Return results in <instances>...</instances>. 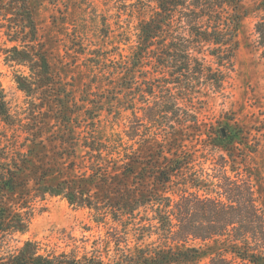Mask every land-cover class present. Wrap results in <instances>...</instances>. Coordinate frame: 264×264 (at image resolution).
I'll return each instance as SVG.
<instances>
[{
	"label": "trees",
	"instance_id": "trees-1",
	"mask_svg": "<svg viewBox=\"0 0 264 264\" xmlns=\"http://www.w3.org/2000/svg\"><path fill=\"white\" fill-rule=\"evenodd\" d=\"M139 2L140 8L146 2H155L156 10L140 23L131 56L121 55L118 59V54L95 49L88 57L90 67L94 69L91 83L97 92L91 94L93 99L87 100L100 101V104L107 101L109 114L113 113L117 118L123 110H130L133 118L129 121L127 135L131 140L138 136L134 116L136 72L141 58L155 53L157 72L171 76V79L165 76L156 79L159 89L156 101H164L156 104V112L174 110L172 101H177V97L172 90L176 87L179 91H187L194 87L196 80L204 79V85L210 89L221 90L225 80L223 68L233 61L245 16L243 0ZM256 9L262 13L255 25V35L264 59V0H258ZM0 17L8 22L10 40L21 43L3 50L7 64L28 70L15 72L19 89L34 108L38 106L36 101H45L52 116L63 125L60 137L54 132L57 136L47 142L60 140L59 146L68 160L64 164L71 169L78 166L74 160L79 158L77 146L89 150L82 157L84 162L87 157L89 163L82 162L85 166L80 167V175L67 176L60 172L61 180L47 183V176L61 165L55 157L47 159L44 151L48 147L43 139L38 140L36 135L32 139L26 138L27 142L31 140L35 144L26 151L18 146L17 139L3 145L0 142V264H201L203 256H209L205 264H264V210L258 203L251 174L245 172L244 175L238 168L231 169L234 173L231 175L227 170L230 161L225 160L216 165L213 175L208 178L217 180L216 186L222 192L220 197L200 195L189 189H182L181 194L173 197L159 193L156 186L165 187L173 182V176L184 175L183 168L189 163L176 152L164 166L159 165L161 161H156L158 153L150 154V159H142L132 145L126 148L132 151L118 159L120 167L115 169L118 162L108 161L103 156L105 151H110L111 144L99 140L95 130L90 136H84V141H81V133L70 132L73 122L72 115H68L69 101L80 100H75L68 83L52 68L45 44L39 39V27L30 0H0ZM206 52L215 61L207 59ZM104 81L107 83L103 86ZM172 84L174 87H170ZM86 89L89 95L90 91ZM153 89L149 88L155 95ZM0 118L7 123L13 118L1 84ZM162 119L163 116L155 120L158 123ZM169 127L172 134L177 133L175 124ZM221 137L233 139L229 131L221 130ZM56 147L54 145L53 149ZM140 164L143 166L139 167ZM148 177L153 179L151 188L146 183ZM204 177L203 173L198 175L194 185L199 186L198 182ZM182 180L184 184L189 182L186 177ZM31 181L35 183L32 186ZM89 182L96 188L102 187V192H92ZM48 195L62 196L73 207L93 210L94 220L98 223H104L109 217L117 223L108 236L109 243H115V257L107 261L99 250L91 253L85 246L77 245L71 252H42L41 244L29 239L22 246L12 248L15 235L29 230L34 200ZM154 235L156 241L151 240ZM131 239L137 241L135 246ZM195 240L213 244L201 249L190 245Z\"/></svg>",
	"mask_w": 264,
	"mask_h": 264
},
{
	"label": "rangeland",
	"instance_id": "rangeland-1",
	"mask_svg": "<svg viewBox=\"0 0 264 264\" xmlns=\"http://www.w3.org/2000/svg\"><path fill=\"white\" fill-rule=\"evenodd\" d=\"M257 2L243 0L242 11H245V16L237 37L238 48L232 63L223 68L225 80L221 90L210 89L204 85V79L201 82L196 80L194 87L187 91H179V87H176L172 90L177 97V101H172L174 110L158 114L156 104L164 101H156L159 96L156 79L163 76L171 79V76L169 73L157 72L154 67L157 59L155 53L141 58L136 72L138 85L134 116L138 124V136L131 140L127 135L129 121L133 118L130 110H123L117 118L113 113L109 114L107 101L104 105L100 101L87 100L93 99L91 94L97 92L91 83L94 69L90 67L88 57L95 49H102L118 54V59L121 55L129 58L138 40L139 25L154 14L155 2H146L140 8L139 0H30L39 27V39L45 44L44 49L52 68L68 83L75 100H80L69 101L68 115H72L73 122L70 132L81 133V141H84V136H90L95 130L99 140L112 146L110 151L103 153L108 161L118 162L126 152L132 151L126 149L132 145L142 159H150V154L158 153L156 161H161L159 165L164 166L169 163V158L175 157L173 153H178L189 163L183 168L184 175L173 176V182L165 187L156 186L159 193L173 197L181 194L182 189L220 197L222 192L216 186L217 180L208 178L213 175L218 163L229 160L227 170L231 175L234 174L231 169L238 168L244 175L245 172L252 175L258 203L264 210V59L255 35V25L262 15L256 9ZM7 24L0 17V84L6 92L13 118L8 123L0 118V142L3 145L17 139L18 146L26 151L35 145L31 140L27 142L26 138L32 139L36 135L48 147L44 151L48 155L47 159L55 157L61 165V170L55 168V172L48 175L45 182H58L63 178L60 172L67 176L80 175V167L82 169L85 166H82V157L89 150L77 146L79 158L74 160L78 166L71 169L64 164L68 160L59 146L60 140L47 142L57 136L55 133H61L63 125L52 116L45 101H36L38 106L34 108L19 89L14 78L15 72L28 70L19 65L11 66L5 61L3 50L21 44L10 40ZM206 54L207 59L215 61L208 52ZM88 84H91L90 88ZM150 87H154L155 95L150 92ZM86 88L90 91L89 95ZM159 116H163V119L157 123L155 119ZM172 124L176 125L177 133L172 134L169 127ZM221 130L229 131L233 139H222ZM54 145L57 146L56 150L53 149ZM111 152L113 154H109ZM167 157L168 160H165ZM85 160L84 164L89 163L87 157ZM120 163L115 169H119ZM202 173L205 179L198 182L199 186L194 185V179ZM182 177H186L189 182L184 184ZM146 183L150 188L153 187L151 177L146 179ZM33 184L34 181H31L30 185ZM88 186L92 192H102V187L96 188L92 182ZM34 194L35 191L32 192ZM33 203L29 230L25 234L15 235L12 248L22 246L29 239L39 242L42 252H71L77 245L85 246L91 253L99 250L107 261L115 257V243H109L108 236L118 224L110 217L104 223H98L94 220L93 210L73 207L62 196L37 197ZM151 240L156 241L157 236H152ZM131 241L135 246L137 241ZM212 244L199 240L190 242L191 246L201 249ZM208 261L209 256H203L201 264Z\"/></svg>",
	"mask_w": 264,
	"mask_h": 264
},
{
	"label": "water",
	"instance_id": "water-1",
	"mask_svg": "<svg viewBox=\"0 0 264 264\" xmlns=\"http://www.w3.org/2000/svg\"><path fill=\"white\" fill-rule=\"evenodd\" d=\"M223 132H224V130H223ZM225 133V132H224Z\"/></svg>",
	"mask_w": 264,
	"mask_h": 264
}]
</instances>
